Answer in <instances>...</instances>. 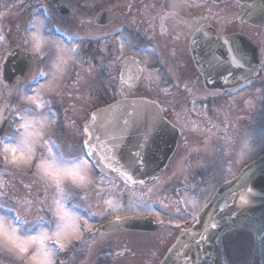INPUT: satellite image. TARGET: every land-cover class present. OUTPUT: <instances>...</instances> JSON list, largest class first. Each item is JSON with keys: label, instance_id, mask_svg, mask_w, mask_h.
<instances>
[{"label": "flooded vegetation", "instance_id": "af4514ba", "mask_svg": "<svg viewBox=\"0 0 264 264\" xmlns=\"http://www.w3.org/2000/svg\"><path fill=\"white\" fill-rule=\"evenodd\" d=\"M63 3L69 12L57 14L62 23L75 15V7L69 2ZM79 4L88 5L84 18L89 26L86 33L80 30L85 37L73 42L77 46L76 62L80 65L86 62L97 68V74H101V88L96 89L92 82L87 95L75 93L77 67L80 66L75 62L63 87L54 93H42L38 99L45 106L36 108L24 97L34 95L31 89L47 79V69L37 55L31 54V61L24 53L29 47L25 42L27 27L17 33L14 27L7 25V29L0 32L3 37L0 41V139L15 132L18 124L14 121L20 109H28L37 119L50 117L54 112L56 123L43 129L47 133L45 138L65 149L74 146L87 159L82 147L87 137L83 129L92 121L96 108L121 97L158 102L164 116L179 130L176 151L155 183L135 187V198L142 196L144 201H149L152 213L124 211L120 215L121 218L147 217L159 223L146 225V228L110 223L116 220L117 213L95 219L90 222L91 231L82 227V238L73 239L59 252L58 264H160L177 235L191 226L196 210L205 203L201 193L205 181L212 176L217 182L228 180L241 166L264 152V149L258 151L233 170L228 168L232 144L254 125L253 119L264 105V36L253 35V28H261L264 23L256 26L239 19L245 5L236 0H79ZM110 10L113 20L105 23L108 17L105 12ZM71 27L68 22L62 26L68 33L74 31L69 29ZM201 28L204 29L196 44L194 36ZM117 30L122 34L119 37ZM221 37H227L230 44L223 45ZM121 39L125 40L124 56H135L140 67L145 69L137 86L142 87V92L128 94L137 88L128 92L120 84ZM129 42L134 45L131 50L126 49ZM192 44L199 46L201 69L194 62ZM232 44L242 50L244 66L240 72L234 70L228 59V48ZM16 48L11 60L3 66L7 54ZM210 53L223 60L214 70L207 63ZM256 59L259 61L258 76L251 77L250 67L254 70ZM41 72L45 75L40 76ZM223 104L240 106V115H228ZM236 117H242L246 123L233 129ZM228 129L231 130L228 132ZM216 139H219L217 143ZM226 142L228 146L221 149L220 144ZM217 166L222 170L218 172ZM34 171V168L15 167L5 162L0 152V203L6 201V207L15 206L13 214L18 208L22 218L27 215L30 221L38 216L46 220L51 215L40 203L48 199L45 189L41 184V190L30 188L39 184ZM103 177L121 184L124 193L119 194L125 200L132 197L131 186L126 187L122 178ZM149 188L152 189L150 193ZM0 264H19V259L0 251Z\"/></svg>", "mask_w": 264, "mask_h": 264}, {"label": "snow or ice", "instance_id": "6c2138e0", "mask_svg": "<svg viewBox=\"0 0 264 264\" xmlns=\"http://www.w3.org/2000/svg\"><path fill=\"white\" fill-rule=\"evenodd\" d=\"M43 25L44 21L41 20L38 24L33 23L31 26L35 28V31L31 32L30 36L34 40L33 47L37 53L41 51V44L45 41L40 34ZM121 35L119 30H117V36ZM2 40L3 37L0 36V41ZM220 40L223 45L230 44L227 37H221ZM129 47H134V45L129 42ZM124 49L125 40L121 39L118 58L123 59L125 55ZM59 52L62 63H66L65 57H68L70 53L74 54L75 57L77 46L73 44L68 47H60ZM228 52L230 63L237 68H242L244 66L242 63L244 57L238 53L234 44L228 48ZM207 63L209 68L214 70L222 65L223 60L220 56L210 53ZM57 67H60V65H57ZM137 68L139 72L145 71V69L139 68L138 65ZM44 75L45 73H40V76ZM131 79L129 77V80ZM225 81L227 82V77H225ZM55 82L56 79L52 75L51 80L31 89L34 95H25L24 99L34 104L36 108H43L45 106L44 102L38 99L40 90L42 88L53 90ZM121 83H127V81H124L123 76H121ZM128 87L131 88L132 85L128 84ZM153 107L156 106L153 105ZM55 116L56 114L53 112L50 117L42 116L37 119L28 109L22 108L16 114L14 123H17L18 127L15 132L0 139V152H2L5 162L15 167L34 168L36 182L43 185L45 191L49 189L54 191L51 204H48L46 199L40 201L51 212L50 220H45L43 216H38L36 220L30 221L27 215H23L22 218L18 208L13 214L15 206L6 207V201L0 203V251L15 256L19 260L28 258L33 264H37L40 261L43 264H52V257H55V264H58L59 252L65 249L73 239L82 238L81 228L83 227L88 231H91L92 228L88 219L80 214L79 206L72 204V201L77 197L81 200L87 199V190L94 186L96 182L93 175L95 166L90 165L89 161L74 146L70 149H65L62 145L54 144L51 139L45 138L42 130L46 126L56 123ZM92 118L95 120V116ZM162 119L159 111H157L152 119L151 127L153 130L160 126ZM125 124H127V121H125ZM83 132L88 138L82 142V147H87L93 152L96 151V146L92 144L91 129L85 126ZM95 139L99 140V137L97 136ZM261 143H264V139H262ZM41 144L46 150V157L44 154L37 155L40 148L38 145ZM146 147V143H138L136 151L124 161L122 171L114 167L110 162L104 165L105 168H109L112 172L120 171L125 186H132L129 188V191L132 192V197L126 202V210L129 212L152 213L153 211L152 204L149 201H144L142 196L138 199L135 198V186L145 184V181L138 179L135 173L149 163L144 156ZM118 149L119 144H114L109 151L115 154ZM112 158L110 156L104 157L108 161H111ZM49 160L61 170L72 173L76 178L71 183L57 181L54 187L51 186L47 181V177L50 174ZM116 162L118 164L121 163L119 160ZM100 179L102 181L104 177L101 176ZM151 191L152 189L149 188L148 192L150 193ZM106 203L111 211L117 213L116 223L119 224L121 222L120 213L125 211V206L123 204L113 205L112 200H107ZM156 215L158 216L159 214L157 213ZM176 227H179V225H176ZM211 227L215 229L218 225L212 223Z\"/></svg>", "mask_w": 264, "mask_h": 264}, {"label": "water", "instance_id": "95a60500", "mask_svg": "<svg viewBox=\"0 0 264 264\" xmlns=\"http://www.w3.org/2000/svg\"><path fill=\"white\" fill-rule=\"evenodd\" d=\"M237 1L246 4L239 15L240 18L257 25L264 21V0ZM55 7L59 12L65 13L62 3L56 2ZM199 32L200 30L197 31L196 38L199 37ZM17 50L18 48L15 49ZM13 52H10L7 58L12 57ZM195 61L197 66H201L197 56ZM121 76L127 81L121 83L123 86L127 89L135 88L140 76L137 63L126 59ZM129 77L132 79L129 80ZM128 84L132 87L129 88ZM157 111L163 119L160 126L153 130L152 119ZM93 116L95 120L87 127L91 129L92 144L96 146V151H90L87 147L85 149L95 167L105 175L122 177L120 171L123 170L124 161L136 151L138 143H146L144 156L149 163L135 175L145 181L144 185L155 182L172 157L178 140L177 129L164 118L160 106L145 98H122L97 108ZM97 136L99 140L95 139ZM114 144H119L115 154L109 151ZM105 156L113 158L108 161L104 159ZM117 160L121 163L118 164ZM109 162L120 171L112 172L105 168L104 165ZM133 221L125 219L120 224L147 223L144 220ZM212 223H216L218 227L213 229ZM237 231H246L258 238L260 264H264V155L217 189L210 202L200 212L197 222L177 236L160 264H225L221 237L225 232Z\"/></svg>", "mask_w": 264, "mask_h": 264}, {"label": "rangeland", "instance_id": "374dc122", "mask_svg": "<svg viewBox=\"0 0 264 264\" xmlns=\"http://www.w3.org/2000/svg\"><path fill=\"white\" fill-rule=\"evenodd\" d=\"M54 1L55 0H0V32L5 31L7 29V25L11 28L14 27V30L17 33L22 32L23 29V31H25V27H27L28 31L25 34L27 38L31 32L35 31V28L31 27L32 24H38L41 20L44 21V25L41 27L40 34L44 37L46 45L42 51V54L37 56L38 60L42 63V66L47 69V79L42 84H45L48 80L52 79V65L57 62V58L60 55L59 48L71 46V44L74 42L71 35H65L64 37L59 36L57 34L58 29H62V26L65 24L67 25L68 22L72 26L69 29L77 31V34H79L81 38H84L89 26L84 18L87 17L86 8H88V5L86 4L88 2H86V4L80 5L79 0H60L63 2H69L73 5V7H75V15H73L69 21L66 20V22L64 20V23H62V21L55 15L56 11L54 10L53 6ZM23 25L24 28L22 27ZM80 30L85 33L82 34ZM18 35L21 39L23 38L21 33ZM253 35L255 37L260 35L264 36V26L261 28L254 27ZM126 49L131 50L129 43H127ZM76 58L77 55L75 54L74 60L70 63L63 76L55 82V87L50 91L51 93H54L63 87L65 80L71 76L72 69L76 63L80 65V62H76ZM77 68L79 71L76 74V80L78 83L74 88L75 93L87 95L90 92V86L92 82L95 84L96 89L101 88V74H97V68L88 65L86 62ZM113 70L114 66L112 65L111 73ZM139 92H142V87L137 88L132 93L128 94H136ZM257 92L261 93L259 90H257ZM222 108L228 115H230V113L232 115H240L238 111L242 109L240 106H233L230 104H223ZM184 110L185 107L183 108V111ZM241 118L242 117L233 118L234 124L236 125L233 129L241 126L243 123H246V121H243ZM224 120L228 121L229 118H224ZM253 122L254 125L251 126L246 133H244L232 144V157L230 166L228 167L229 170L237 168L241 165V163L245 162L247 158L264 149V143H261L262 139H264V105L261 108V112L253 119ZM230 130L231 129H228V132ZM42 131L43 135L47 134L44 132V130ZM46 139L48 138L46 137ZM215 141L217 143L219 139H216ZM228 142L225 144H220L221 149H224L226 146H228ZM41 153L46 155V150L43 147L41 149ZM37 155L39 156V153H37ZM216 170L218 172L221 171V166H217ZM93 175L96 182L94 186L87 190V199L81 200L79 197H77L72 201V204L79 206L80 214L88 219L89 223L95 219H101L107 215L115 214L116 212L111 211L109 205L106 203L107 200H112L113 205L123 204L125 206V211H127V200L123 198L122 194H119L124 193L121 184L114 180L109 181L103 179L101 181V176L95 169ZM1 179L2 178L0 177V181ZM217 181L218 179L215 180L214 176L208 178L205 181L204 189L201 192L203 193V200L204 198L207 200L210 197L211 190H213ZM30 188L33 191H37L41 190L42 186L35 183V185H31ZM45 195L48 197V199H46L47 203L51 204L54 191L49 189L45 191ZM47 214L51 215V212L47 210ZM50 219L51 217L47 218L46 220ZM222 252L225 264L259 263L258 241L254 236L250 235L246 231H237L223 234Z\"/></svg>", "mask_w": 264, "mask_h": 264}, {"label": "clouds", "instance_id": "9594fccd", "mask_svg": "<svg viewBox=\"0 0 264 264\" xmlns=\"http://www.w3.org/2000/svg\"><path fill=\"white\" fill-rule=\"evenodd\" d=\"M25 42H26V44L29 45L28 52L30 54L37 55V56L42 54V51L46 45V41H44L41 44V51L39 53H37L36 51H34V47H33L34 40L30 35L26 38ZM74 58H75L74 54L70 53L68 57H65L67 62L62 63V61L60 59V55L58 56L57 62L52 65V68H53L52 75L55 77L56 81H58L63 76L64 72L66 71V69L68 68L70 63L74 60ZM57 65H60V67H57ZM49 91H51V90H49L48 88H42L40 90V95L42 93H47ZM38 147H43V145L42 144L38 145ZM17 155H19V154H17ZM46 156H47V154L45 155V157ZM49 165H50V174L47 177V181L53 187L56 185L57 181L71 183L73 181V179L76 178V177H74V175L72 173L61 170L56 165L52 164V162L50 160H49ZM33 251H34V249H33ZM51 259H52V264H55V257H52ZM19 264H33V262L30 259L25 258L23 260H19ZM37 264H43V262L40 261V262H37Z\"/></svg>", "mask_w": 264, "mask_h": 264}]
</instances>
